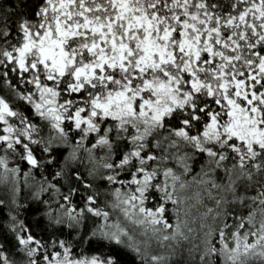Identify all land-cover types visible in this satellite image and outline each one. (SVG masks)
<instances>
[{"label": "snow or ice", "instance_id": "obj_1", "mask_svg": "<svg viewBox=\"0 0 264 264\" xmlns=\"http://www.w3.org/2000/svg\"><path fill=\"white\" fill-rule=\"evenodd\" d=\"M0 264H264V0H0Z\"/></svg>", "mask_w": 264, "mask_h": 264}]
</instances>
